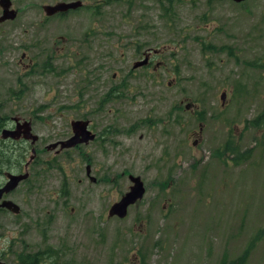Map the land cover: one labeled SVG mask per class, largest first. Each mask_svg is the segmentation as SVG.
<instances>
[{"label":"rangeland","instance_id":"374dc122","mask_svg":"<svg viewBox=\"0 0 264 264\" xmlns=\"http://www.w3.org/2000/svg\"><path fill=\"white\" fill-rule=\"evenodd\" d=\"M22 1L28 10L32 0ZM97 2L103 5L97 41L80 43L95 18L88 11L54 34L75 38L70 49L93 59L87 67L113 56L125 82L126 44V57L137 48L155 50L164 68L136 71L123 99L103 102L107 84L97 74L71 71L65 57L42 70L48 60L41 48L52 43L27 54L35 69L20 67L19 46L35 43L31 11L26 35L19 19L0 25L4 130L14 118L31 119L42 149L69 139L73 120H89L97 135L79 149L36 154L28 181L18 185L19 213L0 214V255L6 251L0 263L18 264L17 254L49 248L53 264H222L242 255L245 264H264V129L251 124L264 113V0L238 7L173 0L167 12L150 0L155 9L141 23L133 16L121 22L114 0H88ZM29 142L21 152L26 162ZM5 167L0 172L8 173ZM130 176L143 183V197L124 219L109 217L134 186ZM32 183L37 190L27 193Z\"/></svg>","mask_w":264,"mask_h":264},{"label":"flooded vegetation","instance_id":"af4514ba","mask_svg":"<svg viewBox=\"0 0 264 264\" xmlns=\"http://www.w3.org/2000/svg\"><path fill=\"white\" fill-rule=\"evenodd\" d=\"M150 0H114V4L116 5L117 13L118 16H121L122 18L120 19L121 22H125V19L128 18H123L126 16H133L135 17L140 23L144 21L146 14L149 13V10L159 9V11H164L167 12V9L173 5V0H160V3L158 2L159 0H155L157 3H155V6H151L147 2ZM171 1V2H169ZM202 1V0H201ZM22 0L18 1H13V0H3V2L0 4V25L8 26L9 24H14L16 20H21V26L23 27L21 29V32H23L24 35L28 34V29H26V24L27 23V18L28 14L27 12L31 11L33 14H35L34 18L31 20L30 25L32 28V31L35 33V43L32 41L31 46L29 45H20L19 49L21 50L20 52V67L22 69H35L38 66V62L34 64L33 60H29V57L27 54L30 52L31 49L37 47V49L41 48L43 44L47 43H52L53 46L49 47L47 50H43L41 48L42 52V57H45L48 61L44 62L42 66H45L47 71H52L51 68L53 67V58H60V57H65L67 59L68 69L71 71L74 70H79V72H82V74H97L100 76L99 80L101 81L102 84L106 83L107 87L105 88V92L101 95V98L99 100H103V102H111L112 101H119L115 98H119V90L118 86L121 85L124 88H127V91L130 89V84L129 81L132 79V76L137 75L138 70H142L144 73H156L160 71L162 68H164L163 61L158 60L155 61L153 59V54L151 51L155 52V50H150V49H133V52L130 54V57H126V51L131 47V44H126L125 51L123 52V55H121V58H126L127 59V72L125 74V78L127 79V82L123 78L121 80L118 79L117 72L121 69L124 68H119L116 64L117 60L113 59V56H107V58H104L105 61H101L97 64H95L94 67H87V64H92L93 59L90 56H80L79 54L81 53L80 51H72L70 49L72 43L75 42V38H72L71 36L64 34V35H58L54 34V29L55 28H69L71 25V21L73 16L77 15L78 13L82 11H88L91 13V16H95V18H91L90 20V27L88 30H86L81 36H83L84 41H81L80 43H83L85 41L91 42V40H98L97 38V33L99 32V29L101 27V20L102 18H99L101 15V5L97 2L94 5L88 4V0H32L30 3V6H28V10L26 9L25 5L22 4ZM165 2V3H164ZM246 0L241 1V2H236L235 0H206L205 4L208 5L209 3L212 4L213 7L219 6V5H228V6H241L244 4ZM103 3V0H102ZM22 5V6H20ZM161 14H159L160 16ZM166 15V13L161 17V19ZM150 25V24H149ZM95 26V29H94ZM144 29L147 26H143ZM32 32V33H33ZM95 33V34H94ZM91 38V39H89ZM54 43L58 44L59 49L54 46ZM61 44H65V46H60ZM163 50H161L162 52ZM156 55V53H154ZM34 56H32L33 58ZM26 59H28L27 63H25ZM38 60V58H37ZM116 69V71H115ZM28 70H23L25 71V74L31 73V71ZM43 70V68H42ZM44 71V70H43ZM114 97L111 100H108L110 97ZM122 96V95H121ZM125 96V94H124ZM123 97V96H122ZM98 100V101H99ZM198 117V115H197ZM85 119V118H84ZM16 120V121H15ZM13 122L15 126H11V130H15L16 124L19 123L20 125L23 124L25 120H20V119H15ZM74 123H78L79 126L82 129H86L91 135L94 136L92 140H89L87 143L83 140L81 144L75 145L72 148L69 149H60V146L57 148L60 149L59 152H67L72 149H79V147H84L87 145H90L92 142L96 141L97 135L91 130L90 128V121L89 120H83L82 118L79 120H73ZM27 122H30L31 124V130H32V120L27 119ZM72 122V121H71ZM70 122L71 125V133L72 135L69 137H73V125ZM177 124L182 123L181 120L176 121ZM83 127H82V126ZM75 126V125H74ZM4 130V129H3ZM83 131V130H82ZM33 134V132L31 131ZM22 134V135H21ZM34 135V134H33ZM85 135V134H84ZM85 137V136H84ZM5 139L6 141L0 145L4 149L16 147L13 146L15 143L17 144L18 147H23V144L25 143L26 139H23V128H21V132L18 135V137H14L12 139ZM82 140V137H78L77 141ZM12 140V141H11ZM10 141V143L8 142ZM59 140L58 142H60ZM28 142V141H26ZM31 144L34 145V148H31L32 150V157L30 158V161L26 162L25 158L24 162L22 161L20 164H12L10 168H6L8 170L7 172H0V189H2L7 183V174H12V175H24L27 174V181L28 177H30V173L28 172V167L31 166L34 161L37 159V155L39 152H50L55 149L49 148V145L43 144V149L40 145L41 141L39 140V137L37 140L33 141V139H30ZM32 145V146H33ZM41 149V150H39ZM48 150V151H47ZM24 163V164H23ZM22 168H24L25 172L21 171ZM89 170V168L87 169ZM90 171H88L87 175H89ZM26 180L22 182H26ZM21 183V182H20ZM19 183V184H20ZM18 184V185H19ZM20 187V185H19ZM18 186L12 190L9 193H3L1 196L0 203L2 201H12L14 202L16 196L18 195ZM38 187V185L36 186ZM35 187V183H32L31 186L29 187V191L27 193H33L37 188ZM16 205L20 207L19 204L14 202ZM10 212L6 208H0V214L2 216H5L6 214H9ZM15 217H18V215H14ZM26 216V215H25ZM24 231L27 232L29 228L23 227ZM22 228V229H23ZM47 231V228L44 227L42 229V234L44 236L43 239H45V232ZM39 232V229L38 231ZM46 250H49L47 248ZM36 252H42V251H35ZM6 253V251H5ZM4 254L0 255L2 256L1 258H5ZM1 260V259H0ZM49 261V260H48ZM1 262V261H0ZM52 262V261H51ZM46 263V262H44ZM46 264H51V263H46Z\"/></svg>","mask_w":264,"mask_h":264},{"label":"water","instance_id":"95a60500","mask_svg":"<svg viewBox=\"0 0 264 264\" xmlns=\"http://www.w3.org/2000/svg\"><path fill=\"white\" fill-rule=\"evenodd\" d=\"M235 1L241 2L244 0H235ZM2 2L3 0H0V4ZM223 95L221 96V101H224L225 95L224 96ZM15 119L16 118H14L13 120ZM71 123L73 125V134H74L73 137L65 141L56 142L52 144L51 146H49V148L55 149L58 146H60L61 150L69 149V148L74 147L75 145L83 143L82 142L83 140L87 143L89 140H92L94 138V136L91 135L86 129H82L78 123H74V121H72ZM21 128H23V139H26V140L33 139V141L38 139L37 136L31 133L32 131L31 124L30 122H27V121H24L22 125L17 123L15 130H2L3 139L5 140L8 137L14 138L15 136L18 137V135L21 132ZM78 137H82V140L80 139L79 141H77ZM6 176L8 179V183L2 189H0V200H1V196L3 193L11 192L18 186L20 182L27 179V174H24V175L7 174ZM129 179L134 183V186L130 188L129 193L125 194L118 203L110 207L108 211L109 217H113L116 215L119 217V219H124L127 214V208L131 206L133 203H136L137 200L143 197L144 188H143V183L141 182V180L139 178H134L132 176H130ZM0 208H6L8 210H11L15 214L19 213V208L12 201H2L0 203ZM0 264H4V263H0Z\"/></svg>","mask_w":264,"mask_h":264},{"label":"trees","instance_id":"16d2710c","mask_svg":"<svg viewBox=\"0 0 264 264\" xmlns=\"http://www.w3.org/2000/svg\"><path fill=\"white\" fill-rule=\"evenodd\" d=\"M169 2H171V1H169ZM254 65H255V62H249L248 67L249 66L253 67ZM42 68L44 71L48 70V69H46L45 66H42ZM125 89H127V88H124L123 86L119 85L118 86L119 98H115V99H117V100L123 99L124 98L123 92ZM9 97H11V95ZM113 98L114 97L112 96L108 100H111ZM105 102H107V101H105ZM197 115L199 117V118H197L198 121L203 119L202 115H200V114H197ZM8 120L9 119H6L5 117H3V118L0 117V133L6 127V123L9 122ZM251 124L256 128H263L264 129V113L261 115H258L253 120H251ZM2 142H3V140L0 141V145L2 144ZM229 146H230V144L226 141V143L224 144V148H227ZM23 149L24 148H22V147H20V148L15 147V148H12L10 150H6L0 146V165L4 166V167L6 166L5 168H10L12 164H15V162H13V161H18L20 158L23 157V154H21V152H23ZM48 164L50 165V163H48ZM46 226H47V224H46ZM16 257H17L16 261L18 262V264H44L43 261L45 259L49 260V261H45V262H49L51 264L56 263L55 260L53 259V258H55L54 252L51 249L46 250L45 252H36V253H28V252L23 253L22 252L20 254H17ZM245 263H246V257L244 258V256L242 255L239 258L230 261V263L224 261L222 264H245Z\"/></svg>","mask_w":264,"mask_h":264}]
</instances>
